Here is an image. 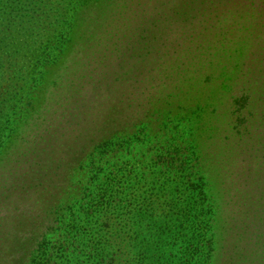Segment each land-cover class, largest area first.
Here are the masks:
<instances>
[{
	"label": "rangeland",
	"instance_id": "rangeland-1",
	"mask_svg": "<svg viewBox=\"0 0 264 264\" xmlns=\"http://www.w3.org/2000/svg\"><path fill=\"white\" fill-rule=\"evenodd\" d=\"M21 1L22 4L19 1L16 5L0 6V56L4 59L0 64L1 86L18 91L26 82L23 76H27L28 81L37 78L40 86L33 91V106L28 99L21 100L27 119L19 129L17 143L9 150L7 158L10 161L67 109L65 107L70 104L67 101L70 78L66 75L67 67L83 60L85 64L77 72L78 77L88 75L86 79L90 80V76L101 74L96 78L101 79L104 74L114 80L119 71L118 64L127 65L131 57L122 56L118 60V55L110 51L118 49V42L127 49L133 41L131 34L141 33L137 25L143 26L132 21L131 26H122L126 28L123 32L117 28V34H110L111 29L106 28L105 16H102L107 0ZM128 1H133L129 2L131 8L128 9L134 13L143 5L147 8L161 6L164 12H170L183 0H119L120 3L115 0L116 6L120 4L121 7ZM218 1L220 6L208 3L202 10L206 16L204 26L202 17L194 21L192 32H188L186 25L163 31L167 45L171 46L168 49L170 56L155 52L147 57L145 64L141 63L137 72H129L132 65L143 60L134 58L130 67L119 72L124 77L139 72L150 73L145 86L134 84L145 98L151 93L157 99L169 97L171 92H175V96L164 104L158 101L149 105L146 112L142 111L148 141L144 145L134 141L130 149L118 150L123 153L117 160L142 172L141 178L147 177L143 179L146 184L153 182L151 180L159 183L166 180L164 183L169 187L192 184L198 198L194 205L187 206L192 210L195 207V212L191 213L196 219L194 223L189 219L179 228L185 218L182 217V199L177 213L182 218L178 222L173 221V216L166 217V221L159 225L146 222L143 232L141 224L133 226L132 222L128 237L133 239L138 233H144L154 251L147 258L136 252L125 256L124 264H184L189 240L195 255L191 264H205L209 251L214 254V264H231L241 251L251 247L249 237L243 235L244 229L254 230L255 237L259 236L258 241L261 235L264 236V0ZM54 4L57 10L52 12ZM194 5L195 0H192V7ZM217 6L220 11L216 10ZM216 11L220 15L224 13L223 29L228 33L219 37L221 32L217 31L215 38L212 30L222 28L219 25L221 17ZM126 22L120 18L117 26ZM106 23H109L108 19ZM205 27H209L208 31L202 29ZM196 30L204 32L206 36L201 37H206L207 41V46L199 51H196L198 46L191 43L193 40H187ZM100 39H110L117 45L110 50L102 47L100 51H86ZM178 44L181 46L177 47ZM187 45L193 49V54L186 57L178 51ZM258 47L263 50L259 51ZM252 51L259 57L253 55L251 59H245L252 55ZM158 55L161 59L157 58ZM2 69L4 79L1 78ZM163 83L169 85L168 90H162ZM105 86H99L102 95ZM244 99L247 101L243 102ZM110 101L107 117L113 118L116 116V99ZM239 101L244 103L242 108ZM173 137L182 147L181 160L174 164L159 162L154 165L157 157L171 150ZM127 151L131 152L129 156L125 153ZM143 182L134 187L142 191L146 189V195L157 193V182L150 184L149 188L144 187ZM202 191L207 192L206 196L201 195ZM132 194L136 197L135 191ZM118 256L119 259L115 258L121 262ZM19 259L17 256L16 260Z\"/></svg>",
	"mask_w": 264,
	"mask_h": 264
},
{
	"label": "trees",
	"instance_id": "trees-1",
	"mask_svg": "<svg viewBox=\"0 0 264 264\" xmlns=\"http://www.w3.org/2000/svg\"><path fill=\"white\" fill-rule=\"evenodd\" d=\"M19 1L22 4L21 0H0V6L16 5ZM129 2L133 3L128 1L121 7L120 4L116 6L115 0H107L104 5L106 10L102 12L106 28L111 29L110 34L116 33L117 28L123 32L126 28L122 26H131L132 21H138L143 25H137L141 28V33L131 34L133 41L127 49L122 42H118L120 45L116 51L111 48L110 52L118 55V60L122 56L131 57L129 63L118 64L119 71L114 80L104 74L101 79H96L100 74L92 76L93 78L90 76V80L86 79L88 75L81 76L84 78L81 81L77 72L85 64L83 60L67 67L66 75L72 78L68 79L67 86L69 90L67 101L70 104L57 120L51 121L38 136H34L32 141L26 143L19 150L18 156L11 161L7 158L9 150L17 143L19 129L22 124H26L27 119V114L21 107V100L28 99L33 106L35 100L32 94L40 85L37 78L28 81L27 76H23L26 81L24 86L18 91L15 89L10 91L4 89L0 81V264H124L125 256L134 255L136 252L147 258L154 251L150 241L142 233L144 223L151 221L159 225L166 221V217L172 218L171 216L174 222H178L185 216L180 222V228L186 225L189 219H192L193 223L196 220L191 215L195 212V207L193 210L191 206L187 207L191 203L194 205L195 199H198L195 196L194 185L169 187L164 183L166 180L160 183L151 180L153 182L146 184L143 179L147 177L141 178L142 172L126 162L117 160L118 155L123 153H118V150L130 149L134 141L141 145L148 141V136L144 133L146 124L142 118V111L146 112L147 107L153 103L164 104L175 96V92H171L169 97L157 99L151 93L145 98L135 85L145 86L150 73L139 72L134 76L124 77L119 75V72L130 67L134 58L143 60L132 65L129 72H137L141 63L145 64L147 57L155 52L170 56L168 49H171V46L167 45L163 31H171L173 26L186 25L189 27L188 32H192L195 20L203 17L204 26L206 20L205 13H202L204 7L208 3L213 6H220L221 3L218 4V0H195L192 7V0H183L182 4L170 11L171 13L164 12L161 6L147 8L145 5L138 6L140 8L133 13L128 9L131 8ZM219 6L216 9L218 11ZM54 10H57L56 4L52 12ZM223 14H218L221 17L219 25L222 28L212 30L215 38L218 35L217 31L221 32L219 37L228 33L223 29L225 19ZM120 18L127 22L118 27ZM107 19L109 23H106ZM8 20L10 22V18ZM202 29L208 31L209 27ZM200 32L196 30L187 38L198 46L196 51L207 46L206 37H201L206 35ZM116 45L111 43L110 39L108 41L100 39L94 41L86 51L95 52L93 49L100 51L102 47H109L110 50V47L114 48ZM179 46L181 44L177 47ZM254 51L249 57L244 56L245 59L258 55ZM178 52L184 53L183 56L187 57L193 54V49L187 45ZM259 54L263 56L262 53ZM157 58L161 59V56L158 55ZM2 61L4 62V59L0 56V64ZM182 66L184 65L180 68H183ZM94 72L95 69L91 74ZM151 77L156 80V77L152 75ZM1 78L4 79L3 69ZM103 84H106L104 95L99 92L101 90L99 86ZM168 86L163 83L162 90H168ZM24 87L27 90H24ZM88 87L91 88L90 91L86 90ZM112 98L116 99L114 110L116 116L108 118L107 115L110 114L108 107ZM247 100L244 99L243 102ZM238 103L242 108L244 103L240 101ZM135 113L138 114L137 117L134 116ZM120 120L124 122L121 123ZM134 130L136 131L133 132ZM172 141L171 150L164 156L157 157L153 161L154 165L159 162L174 164L181 160L182 147L177 140L175 141V137ZM125 153L127 156L131 154L128 151ZM185 164L186 161L183 166ZM142 182L144 187L148 188L150 184L157 182L155 187L157 193L146 195V189L142 191L134 187ZM134 191L136 197L132 194ZM206 194V191L201 193L204 196ZM181 199L183 213L179 218L177 213L181 209ZM95 201L98 203L93 204ZM172 207L175 210L170 211ZM9 221L11 223H8ZM132 222L133 226L142 225L140 227L142 232L133 236V239L128 237V227ZM244 230L243 235L249 237L251 247L241 251L232 259L231 264H264V236L261 235L258 241L259 236L255 237L254 230ZM198 243L199 236L196 240L197 246ZM187 244L184 264H191L195 260L191 250L192 241L189 240ZM118 254L121 262H117ZM11 255L14 258L11 259ZM17 256L20 259L22 257V261L16 260ZM205 260L207 261L205 264L212 262L214 264V254L209 251Z\"/></svg>",
	"mask_w": 264,
	"mask_h": 264
}]
</instances>
